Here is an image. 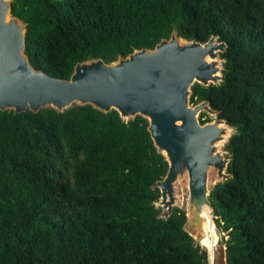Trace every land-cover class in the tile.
I'll return each instance as SVG.
<instances>
[{"label":"trees","instance_id":"1","mask_svg":"<svg viewBox=\"0 0 264 264\" xmlns=\"http://www.w3.org/2000/svg\"><path fill=\"white\" fill-rule=\"evenodd\" d=\"M10 8L26 25L31 66L63 80L79 62L112 63L173 31L225 43L222 80L194 83L190 101H207L233 129L229 178L208 196L227 237L220 264H264V0H11ZM147 126L90 105L0 111V264H208L183 229L185 211L160 216L153 185L168 164Z\"/></svg>","mask_w":264,"mask_h":264},{"label":"water","instance_id":"2","mask_svg":"<svg viewBox=\"0 0 264 264\" xmlns=\"http://www.w3.org/2000/svg\"><path fill=\"white\" fill-rule=\"evenodd\" d=\"M10 3L0 0V111L63 112L75 104L104 113L115 110L125 121L143 117L156 151L168 164L164 178L153 185L160 191L156 203L160 216L171 214L174 186L182 179L188 188L183 229L194 240L205 234L204 221L214 229L208 183L229 178V160L217 148L230 127L218 118L201 124L200 112L215 116L218 112L207 101L190 106L189 100L194 83L208 86L222 80L217 57L225 43L216 36L205 43L184 40L173 31L153 49L134 50L112 63L79 62L63 80L31 66L24 52L26 25L11 15ZM206 250L208 264H213V249Z\"/></svg>","mask_w":264,"mask_h":264},{"label":"rangeland","instance_id":"3","mask_svg":"<svg viewBox=\"0 0 264 264\" xmlns=\"http://www.w3.org/2000/svg\"><path fill=\"white\" fill-rule=\"evenodd\" d=\"M217 59L219 60V66L221 67V70H222V60L219 58V56L217 57ZM207 115H208L207 117L210 119V122L217 119L215 115H210V114H207ZM232 133H233V129L229 128L228 133L225 135V139L221 141L220 143H218V148H217L221 152L223 157L227 159H228L227 157L228 153L225 151L224 145L226 144L228 138L230 137ZM213 187H214V183L209 182L208 191L210 192ZM174 198H175V201H174L173 206L180 208L186 212L187 204H188V188H187L186 182L183 181L182 179L178 180L174 186ZM214 230H215L217 239H216V244L213 247V256H214L213 264H215V262L216 263L218 262L217 264H220V261L223 260L224 239H226L227 237H225L224 233L220 232L216 228V226ZM195 242L199 243V245L202 247L199 240L196 239Z\"/></svg>","mask_w":264,"mask_h":264},{"label":"bare ground","instance_id":"4","mask_svg":"<svg viewBox=\"0 0 264 264\" xmlns=\"http://www.w3.org/2000/svg\"><path fill=\"white\" fill-rule=\"evenodd\" d=\"M211 180H209L210 182ZM203 229L205 234L202 235L200 238H198L200 244L202 245V247H205L207 249H213V247L216 244V234H215V230L212 229V227L209 225L208 222L204 221L203 224Z\"/></svg>","mask_w":264,"mask_h":264},{"label":"flooded vegetation","instance_id":"5","mask_svg":"<svg viewBox=\"0 0 264 264\" xmlns=\"http://www.w3.org/2000/svg\"><path fill=\"white\" fill-rule=\"evenodd\" d=\"M189 102H190V106H195L196 104H198V103H200V102H198V103H191V101L189 100ZM204 114V115H203ZM208 113L207 112H205V111H202V112H200L199 114H198V116H197V118H198V120H199V122L201 123V122H203V123H201V124H205V123H209L210 122V119L207 117L208 115H207Z\"/></svg>","mask_w":264,"mask_h":264}]
</instances>
